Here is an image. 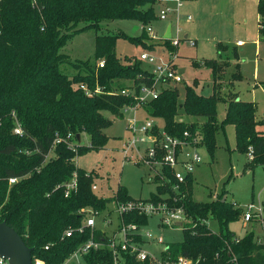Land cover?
I'll list each match as a JSON object with an SVG mask.
<instances>
[{
	"label": "trees",
	"instance_id": "obj_1",
	"mask_svg": "<svg viewBox=\"0 0 264 264\" xmlns=\"http://www.w3.org/2000/svg\"><path fill=\"white\" fill-rule=\"evenodd\" d=\"M154 4V0H0V221L16 230L33 248L32 256L45 264H61L89 236L88 230L63 236L68 227L81 223L80 209L103 210L114 197L133 199L120 186L113 197L99 196L91 190L96 173L76 166L74 157L105 146L103 130L111 120L103 111L122 116L123 106L136 103L140 85L150 86L153 81L152 74L137 61L128 64L132 59L119 58L115 52L119 37L145 45L144 37L134 38L119 30L98 33L101 23L126 18L147 22L154 17ZM146 5L149 7L143 9ZM257 13L263 33L264 0L257 1ZM89 28L97 32L93 57L82 64L71 62L61 49L69 37ZM164 40L173 51L170 41ZM100 60L102 67L98 66ZM202 61L203 66L216 71V59ZM67 66L75 70L74 74L67 73ZM120 78L132 84H119ZM125 87L134 88L135 95L121 94ZM178 93L177 88L165 89L145 104L147 114L162 118L171 136H181L185 129L174 120ZM216 103V96H199L186 86L183 105L189 113L206 118L202 140L208 152L212 155L218 130L232 124L237 149L247 153L250 147L251 163L264 165V130L256 128V104L238 98L228 102L218 129L214 125ZM17 125L21 134L14 132ZM77 133L88 134V145L78 143L72 150L66 141L54 143L56 138ZM51 151L54 156L47 157ZM163 169L167 180L160 179L157 193L148 199L183 206L191 219L182 229L183 241L167 244L166 254L199 258L205 264H231V258L238 264H264V243H257L253 232L239 238L229 229L231 222L242 217L239 207L228 202L224 194L210 202L194 201L191 174L176 191L171 170ZM73 172L77 189L65 197L62 188L56 186L70 179ZM11 177L19 180L9 184ZM262 206L264 210V202ZM209 218L217 222V231L207 226ZM124 221L145 225L148 218L130 212ZM95 238H101L99 231ZM125 257L126 264H141L132 255ZM84 260L86 264H112V255L108 248L91 249Z\"/></svg>",
	"mask_w": 264,
	"mask_h": 264
},
{
	"label": "rangeland",
	"instance_id": "obj_2",
	"mask_svg": "<svg viewBox=\"0 0 264 264\" xmlns=\"http://www.w3.org/2000/svg\"><path fill=\"white\" fill-rule=\"evenodd\" d=\"M154 1L152 8L154 17L147 22H141L137 18L103 21L98 33H114L119 30L134 38L144 37L145 45L127 37L117 39L116 55L119 58L132 59L129 63L128 61L124 63L132 64L137 61L141 68L150 71L160 62H171L173 68L184 69L180 73L181 82L172 83L161 91L177 88L178 106L174 120L185 127L182 135L185 131H192V138L198 140L196 145L199 147L201 161L191 172L192 199L197 202H210L218 195L224 194L228 202L236 205L252 203L254 208L261 207L264 202V165L251 163L247 154L250 147L247 153L237 149L232 124H225L219 129L225 115L226 104L236 98L254 102L257 107V126L261 128L264 126V35H260L259 31L260 15L257 13V0H181L182 6L178 10L180 28L178 34L175 22L177 14L170 13L167 19L157 17L162 8L174 11L177 0H162L163 3ZM148 7L146 5L143 9ZM187 16L191 19L187 20ZM169 24L172 38L181 39L175 48L171 45L173 51L165 45L163 38ZM146 26L153 29L152 34L146 31ZM96 33L92 28L75 33L66 40L61 52L71 62L82 64L93 57ZM237 41H242V45L237 46ZM142 53L154 56L155 63L140 60L139 56ZM211 58L217 60L215 72L202 65V60ZM193 61L200 64L195 66ZM72 72L75 70L67 66V73L71 75ZM118 83L129 86L132 81L120 78ZM186 86H190L199 96L214 95L218 100V103L214 104L216 108L214 125L219 130L212 155L203 146L202 140L206 118L189 113L183 105ZM140 105L136 109L123 110L122 116H114L109 111H103V116L111 120V124L103 130L107 136L105 146L74 157L76 166L96 173L94 181L98 186L96 193L99 196L112 197L119 186L133 199H148L151 194L157 193L160 175L146 164H137L133 158L126 159L121 152L123 141L130 136L128 125L134 118L139 124L144 123L146 118L151 119L157 127L164 129L162 118L149 116L145 105ZM79 143L88 145V134L82 133ZM143 150L144 146H141L140 152ZM52 156L53 152L49 157ZM157 170H160L159 167ZM161 196L164 197L165 194L162 193ZM111 207H114L113 204H109L108 208ZM105 213L107 210L102 211L100 216ZM112 217L115 225V214ZM158 223L159 217L154 215L148 218L147 224L141 226L142 232L148 231L163 241L162 244H158L157 240L151 239V242L144 245V248L152 253H158L166 244L181 243L182 229L190 225L191 219H184L182 225L159 226ZM206 223L213 231L218 230L215 220L209 218ZM229 229L239 238L249 232H253L255 237L262 236L257 224L244 223L241 219L231 222Z\"/></svg>",
	"mask_w": 264,
	"mask_h": 264
},
{
	"label": "built area",
	"instance_id": "obj_3",
	"mask_svg": "<svg viewBox=\"0 0 264 264\" xmlns=\"http://www.w3.org/2000/svg\"><path fill=\"white\" fill-rule=\"evenodd\" d=\"M161 3L162 0H156ZM163 3V2H162ZM182 6L181 0H177L176 9L174 11L168 8H162L158 13V18L167 19L170 13L177 14L175 17L176 32H180L178 26L179 16L178 10ZM187 20L191 17L187 16ZM260 28L264 29V24L260 25ZM146 31L150 34L153 33V29L150 26H146ZM170 44L177 46L180 38L173 39L172 35L168 39ZM194 44L193 41H190ZM243 42L238 41L237 45H241ZM140 60H146L153 64L155 63V57L147 53H142L139 56ZM171 62H160L153 70L149 72L152 74L153 81L150 86L141 84L136 97V103L134 105L123 106V110L140 107V104L145 105L147 102L156 99L161 89L170 86L172 83H178L182 81V77L176 68H173ZM99 67L103 66V60L98 63ZM87 94L90 92L84 85H80ZM97 91V90H96ZM123 95H135V90L132 87H125L121 90ZM142 105V106H143ZM130 136L123 141L121 152L126 159L133 158L135 163L146 164L150 168L154 169L160 175L161 179H166V173L164 167L171 170L173 185L172 188L178 191V187L185 181L186 175L191 174L195 165L201 161V156L198 152L197 138H192L190 132L185 131L182 136H171L164 129H160L151 120L146 118L142 124L137 123L134 118L128 125ZM16 134H21L22 130L17 125L14 128ZM66 141L72 148L76 150V137L73 135H67L65 138H56L54 143ZM146 143L148 145H146ZM141 146H144L143 152H140ZM52 152V151H51ZM50 152V153H51ZM50 153L47 157H49ZM248 158L252 160L253 155L248 152ZM159 167V171L157 170ZM19 180L18 177L9 178V184H14ZM61 187L65 197H68L71 192L77 189V176L73 172L70 179L62 184L56 186ZM98 189L95 181L91 185V190L96 192ZM114 196V195H113ZM112 196V197H113ZM104 197V196H102ZM109 204H113L114 207L108 208ZM235 204V203H234ZM236 205V204H235ZM242 211L241 220L244 223L253 222L257 224L262 236H256L257 243H264V210L263 206L254 208L252 203L244 206L236 205ZM107 210V213L100 216L101 212ZM130 212H137L139 215L146 216L147 218L158 215L159 226H172L181 223L184 219H190L187 216L186 210L183 206H173L167 201L149 200V199H130L128 201H122L114 197L111 202L107 203L103 210L94 209L92 207H84L80 209L79 214L82 215L81 223L77 227H68L64 233V237H71L73 233H84L89 231V236L66 258L61 264H86L84 255L92 250H98L102 248H108L112 255V264H126V254L132 255L136 262L141 264H205L204 260L192 259L185 256H177L172 258L169 254H166V245L158 253H152L144 248L147 242H151V239L157 240L158 244H162L161 238L156 235H152L148 231H141V224L136 222H125L124 215ZM116 216L114 225L113 215ZM100 218V220H97ZM99 231L101 234L100 239L95 238V232ZM48 249V245L45 246ZM0 264H8V261L0 257ZM32 264H45L44 260L39 257L32 256ZM231 264H238L235 258H231Z\"/></svg>",
	"mask_w": 264,
	"mask_h": 264
},
{
	"label": "water",
	"instance_id": "obj_4",
	"mask_svg": "<svg viewBox=\"0 0 264 264\" xmlns=\"http://www.w3.org/2000/svg\"><path fill=\"white\" fill-rule=\"evenodd\" d=\"M171 37V24L163 35L164 39ZM186 38V37H185ZM179 73L184 70L179 69ZM76 141L80 142V134H76ZM177 225H181L180 222ZM33 248L26 245L20 234L4 220L0 221V257L5 258L8 264H32Z\"/></svg>",
	"mask_w": 264,
	"mask_h": 264
},
{
	"label": "crops",
	"instance_id": "obj_5",
	"mask_svg": "<svg viewBox=\"0 0 264 264\" xmlns=\"http://www.w3.org/2000/svg\"><path fill=\"white\" fill-rule=\"evenodd\" d=\"M258 1V0H257ZM256 1V2H257ZM260 31V30H259ZM260 35H264V33H262L261 31H260ZM261 38V37H260ZM263 39V38H262ZM238 42V41H237ZM237 42H236V45H237ZM242 45V44H241ZM237 46H240V45H237ZM184 70V69H183ZM238 74V73H237ZM239 75V74H238ZM239 77H240V75H239ZM258 85H261V84H258ZM239 99V98H238ZM254 103V102H253ZM225 116V115H224ZM257 119V118H256ZM257 129H261V130H264V126H263V128H261L260 126H257ZM80 137H81V135H80ZM204 146V145H203Z\"/></svg>",
	"mask_w": 264,
	"mask_h": 264
}]
</instances>
